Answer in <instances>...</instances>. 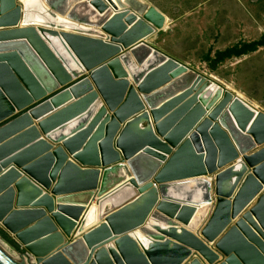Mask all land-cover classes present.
Listing matches in <instances>:
<instances>
[{"label":"water","instance_id":"95a60500","mask_svg":"<svg viewBox=\"0 0 264 264\" xmlns=\"http://www.w3.org/2000/svg\"><path fill=\"white\" fill-rule=\"evenodd\" d=\"M166 23L0 0V264H264L261 113L153 46Z\"/></svg>","mask_w":264,"mask_h":264},{"label":"rangeland","instance_id":"374dc122","mask_svg":"<svg viewBox=\"0 0 264 264\" xmlns=\"http://www.w3.org/2000/svg\"><path fill=\"white\" fill-rule=\"evenodd\" d=\"M143 1L167 17L153 46L264 114V0ZM0 240L22 252L1 224Z\"/></svg>","mask_w":264,"mask_h":264},{"label":"bare ground","instance_id":"6f19581e","mask_svg":"<svg viewBox=\"0 0 264 264\" xmlns=\"http://www.w3.org/2000/svg\"><path fill=\"white\" fill-rule=\"evenodd\" d=\"M99 6H101V5H99ZM156 37V36H155ZM129 66H130V68L132 69V71H137L138 69H140V67H137L135 64H133V63H130L129 64ZM239 98V97H238ZM240 99V98H239ZM260 120L264 123V114H262L261 113V118H260ZM145 125H146V123L144 122V123H142V125L140 126L139 125V127L141 128H143V127H145ZM262 130H263V128H264V126L259 122L258 124H257ZM141 128V129H142ZM264 131V130H263ZM263 135V134H262ZM264 136V135H263ZM206 212V210H205V208H202L201 210H200V213H205ZM199 215H203L204 216V214H199ZM154 216L157 218V219H159V220H161V221H163V222H166L165 221V219L164 218H162L159 214H157V215H155L154 214ZM139 236L140 237H142L140 234H139ZM0 248L4 251V252H6L8 255H11L12 257H14L17 261H20V256H19V254L17 255L16 253H14V252H12V251H10V249H8V247H7V245L6 244H4L1 240H0ZM25 264H28V263H25Z\"/></svg>","mask_w":264,"mask_h":264},{"label":"crops","instance_id":"0c3cea01","mask_svg":"<svg viewBox=\"0 0 264 264\" xmlns=\"http://www.w3.org/2000/svg\"><path fill=\"white\" fill-rule=\"evenodd\" d=\"M178 60V59H177ZM187 65V64H186Z\"/></svg>","mask_w":264,"mask_h":264}]
</instances>
